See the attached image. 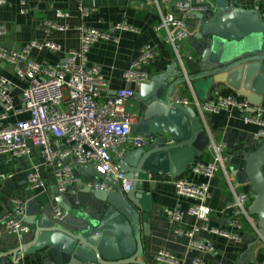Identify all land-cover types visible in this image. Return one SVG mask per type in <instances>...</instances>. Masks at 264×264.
I'll list each match as a JSON object with an SVG mask.
<instances>
[{
    "label": "crops",
    "instance_id": "crops-1",
    "mask_svg": "<svg viewBox=\"0 0 264 264\" xmlns=\"http://www.w3.org/2000/svg\"><path fill=\"white\" fill-rule=\"evenodd\" d=\"M2 1L3 3L0 4L1 46L20 50L31 41H50L57 44L56 51L46 48L31 50L30 57L38 62L53 64L63 60L69 50L77 49L79 32L76 28L80 23L116 37L117 42L112 40L95 42L87 53L88 65L100 67L110 92L122 87H132L137 93L135 84L126 83L122 73L138 56L141 46L146 43L160 51L159 57L148 67L152 78L159 76L172 61H175L171 48L161 42L162 32L154 30L161 12L167 11L174 16L179 15V12L172 7L175 0H156V3L153 0H28L25 13L20 12L18 0ZM78 1L83 8V15L79 10ZM218 1L198 0V5L206 7V10L188 14L186 20L188 36L179 48V55L185 67L192 66L188 57H191L192 61L199 59L204 48V40L201 38L203 34L201 14H206L210 9L214 10ZM226 2L242 10L253 11L261 18L264 13V0H226ZM57 11L67 16H57ZM46 23H53L64 28L46 30ZM118 26L125 28H118ZM0 75L10 80L12 102L15 108H19L21 91L27 86V82L20 80L14 66L4 60H0ZM216 87L222 92L239 94V91L226 85L219 84ZM210 94L211 91L208 92L207 97H210ZM202 96L203 93L191 87L176 90L175 93V98L186 99L188 106L200 116L208 141L223 142L226 145L227 160L224 163V172H218L209 179L192 176L188 172V167L186 168L183 174L191 180L207 183L209 197L205 205L210 208V213L205 218H194L184 214L178 225L185 230H190L197 225L231 232L232 228L229 227L228 222L231 217L237 216L241 221L240 241L236 242L201 228L193 235L192 240L199 244L210 245L211 251L189 249V238L173 233L164 212L166 209H180L185 212L195 201L177 196L170 176L152 175L143 182V189L150 196V205L146 219L147 231L141 236L143 249L140 259L152 264L154 255L160 250H165L179 258L181 264H195L196 261L206 264H262L264 238L258 233L256 215H250L247 212L256 196L251 192L250 185L239 184L233 173L235 170L243 169L244 157L260 144L252 136L257 126L245 121L246 117L254 116V111L227 109L218 114L205 112L200 115L194 100L202 101L199 99ZM260 96L261 101L257 106L264 108V94ZM127 107L128 112L138 119L141 105L137 102L136 96L128 102ZM2 109L0 104V113ZM14 118L9 116L0 122V126ZM28 145L30 153L26 156L0 155V217L10 208L11 198L26 199L27 209L21 218L29 226V231L22 235L25 241L30 239L32 228V224L27 221H34L40 215L51 218L58 225L69 230L84 225L83 220L76 215L77 213L91 217L102 215L106 204L96 200L93 194L85 189L86 183L101 179L94 174L91 167L71 163L73 175L77 180L68 184L66 189L60 192L56 177L41 167L40 149L30 143ZM199 159L206 161L212 159V152L208 147L196 158V160ZM114 162L117 161L114 160ZM35 167H39V176L44 186L30 190L25 176ZM240 192H245L248 196L245 205L246 216L237 211L225 210L226 204L233 198V193ZM57 199H61L70 208L62 221H57L51 216L54 206L59 205ZM18 241L19 236L5 233L0 223V252L15 248ZM2 264H54V262L45 248L27 255L20 251L14 259L7 256Z\"/></svg>",
    "mask_w": 264,
    "mask_h": 264
},
{
    "label": "built area",
    "instance_id": "built-area-1",
    "mask_svg": "<svg viewBox=\"0 0 264 264\" xmlns=\"http://www.w3.org/2000/svg\"><path fill=\"white\" fill-rule=\"evenodd\" d=\"M153 1L156 3V0ZM18 2L20 12H27L28 0H18ZM2 3L3 1L0 0V4ZM78 7L83 15L80 2ZM172 7L179 12V15L174 16L167 11L161 12L154 30L162 32V44L171 48L174 60L180 63L179 48L188 36L187 16L189 13L204 11L206 7L198 5V0L196 2L175 0ZM56 15L67 16L60 11H57ZM45 28L52 30L64 27L46 23ZM118 28L125 27L118 26ZM76 29L79 32L78 48L69 50L63 60L53 64L38 62L30 57L33 49L46 48L56 51L58 46L53 42L31 41L20 50L0 45V60L12 64L17 77L27 82V86L21 91V106L15 108L10 94L11 82L0 75V104L3 108L0 122L9 116L15 117L0 126V155L26 156L30 153L28 145L30 143L40 149L41 167L56 177L60 192L77 180L73 175L71 163L89 166L102 174L100 180L86 183L87 188L112 193L115 191L112 180L120 186L121 192H127L131 181L123 177L118 161L123 159L128 151L148 146L152 137L131 132V126L136 123L137 118L128 112L127 104L135 98V89L122 87L111 94L100 67L87 63V53L92 44L100 40L117 42V38L85 26L83 23H80ZM159 55L160 51L151 44L146 43L141 46L138 56L123 71V80L135 84L136 88L140 84L149 83L152 77L148 67ZM188 59L191 60V57ZM177 101L188 106L186 99L179 98ZM194 105L200 115L205 112L218 114L227 109L243 111L250 108L245 97L222 92L217 87L211 90L210 97L205 100H194ZM263 115L264 108L255 106L254 116L245 118V121L257 126L252 136L260 143L264 140ZM207 147L212 152V159L195 160L188 166L190 175L209 179L218 172H224V163L227 160L226 145L223 142L208 141ZM25 179L30 190L44 186L39 176V167L27 172ZM171 184L177 196L195 201L185 212L180 209H166L164 212L173 233L189 238V249L211 251L210 245L199 244L192 240L193 235L201 228L236 242L240 241L241 221L237 216L231 217L228 222L229 227L232 228L231 232L197 225L190 230L181 228L178 224L184 214L194 218H205L209 215L210 208L205 205L209 197V189L206 182H194L185 174L172 178ZM247 201L248 196L245 192L233 193V198L226 204L225 210L237 211L246 216ZM26 209V199L11 198L10 208L0 217L5 233L20 237L29 231V226L21 219ZM51 216L57 221H62L66 211L60 205H56ZM152 264H181V261L172 253L160 250L154 255ZM195 264L206 263L196 261Z\"/></svg>",
    "mask_w": 264,
    "mask_h": 264
},
{
    "label": "water",
    "instance_id": "water-1",
    "mask_svg": "<svg viewBox=\"0 0 264 264\" xmlns=\"http://www.w3.org/2000/svg\"><path fill=\"white\" fill-rule=\"evenodd\" d=\"M201 38L204 48L199 59L185 67L172 61L164 72L137 87L136 100L141 105L131 132L152 137L151 143L132 149L118 167L131 181L127 192L111 180L115 191L92 190L94 198L106 208L100 217L77 213L84 225L66 229L40 215L32 224L31 237L22 236L16 247L0 252V264L22 251L33 254L46 248L54 264H148L142 255V234L147 231L149 193L143 182L152 175H182L204 152L208 144L200 116L175 98L176 90L191 87L203 93L216 85H226L246 98L250 110L260 104L264 94V21L253 11H245L226 0H219L214 10L201 14ZM256 25V26H255ZM113 94V92H111ZM264 140L244 157L242 170L233 173L239 184L250 185L256 196L247 209L256 215L259 235L264 238ZM99 178L102 174L94 170ZM152 188L150 187V191ZM66 211L69 207L56 200Z\"/></svg>",
    "mask_w": 264,
    "mask_h": 264
},
{
    "label": "rangeland",
    "instance_id": "rangeland-1",
    "mask_svg": "<svg viewBox=\"0 0 264 264\" xmlns=\"http://www.w3.org/2000/svg\"><path fill=\"white\" fill-rule=\"evenodd\" d=\"M127 110H128V107H127Z\"/></svg>",
    "mask_w": 264,
    "mask_h": 264
}]
</instances>
